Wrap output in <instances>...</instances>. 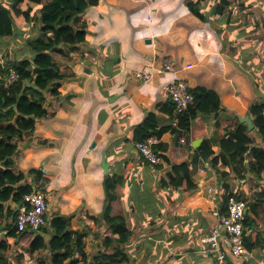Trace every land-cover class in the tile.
I'll return each instance as SVG.
<instances>
[{"label":"crops","instance_id":"crops-1","mask_svg":"<svg viewBox=\"0 0 264 264\" xmlns=\"http://www.w3.org/2000/svg\"><path fill=\"white\" fill-rule=\"evenodd\" d=\"M38 6L27 27L0 38L1 62L31 57L27 41L49 36L39 30ZM80 21L86 24L87 45L64 55L53 54L63 77L59 95L43 104L47 113L35 122L33 132L17 140L13 158L17 170L24 173L19 183L30 184V168L40 170L47 220L55 213L65 216L71 230L85 233L84 245L91 257L102 248L103 226L94 218L103 209V180L108 175L121 177L112 213L122 216L132 232L124 246L132 264H209L205 238L214 222L211 211L221 208L225 188L241 193L247 203L264 192L259 187L264 176L252 175L250 165L246 164L240 179L232 172V177H224L220 172L226 168L210 166L198 151L209 139L217 152L216 141L226 123H234L235 114L249 115L248 108L258 104V96L264 101L249 71L254 67L264 72L263 65L257 68L253 62L255 45L251 43L257 38L247 46L237 45L247 39L243 38L234 47L226 44L221 49L209 24L194 16L185 0H98ZM228 46L233 51L247 47L250 60L239 64ZM168 61L173 70L162 71ZM136 70L146 72L148 79L135 78ZM178 78L185 79L191 89L202 86L215 91L231 113L197 116L185 130L172 126L167 86ZM148 112L155 115L156 129H167L160 138L150 136L163 147L165 158L157 165L145 161L134 148V129ZM102 154L109 163L107 174L101 167ZM180 162L188 163L192 190L185 184L169 187L165 183L166 173ZM19 205L7 203L0 215V242L7 245L0 263L50 264L46 250L30 252L28 244L6 234ZM261 210L264 198L258 208L260 222L244 235L257 245L247 247L241 257L227 254L228 264H264Z\"/></svg>","mask_w":264,"mask_h":264},{"label":"trees","instance_id":"trees-1","mask_svg":"<svg viewBox=\"0 0 264 264\" xmlns=\"http://www.w3.org/2000/svg\"><path fill=\"white\" fill-rule=\"evenodd\" d=\"M97 2L98 0L0 1V38L12 36L16 31L27 27L32 20L35 5H39V30L45 34L49 33L45 39L38 37L27 41L31 57L0 61V215L4 213L7 203L21 204L24 194L33 188L41 187L39 185L41 173L37 168H30L27 171L31 176L30 184L19 183L24 173L17 170L13 158L18 151L17 140L33 132L35 122L47 113L43 104L50 101L53 96L59 95L58 88L63 77L54 62L53 54L64 55L69 50H79L80 47L87 45L86 24L80 21V17L88 7L96 5ZM205 2L206 0H185V5L194 16L209 24L220 40L221 49L226 44L234 47L236 42L249 37L247 28L236 30L240 23L238 18L240 13L231 6V1L216 0L210 2L207 7ZM261 17V14H258L260 30L264 32ZM258 50L259 47H254L252 54ZM248 56L246 60H250ZM10 70L15 71L18 77L12 82H7ZM254 88L258 90L256 84ZM190 92L193 100L179 116L180 130L187 129L191 119L197 116L209 114L217 116L220 111L231 113L226 111L215 91L197 86L190 88ZM172 110L173 106L169 112ZM248 114L253 123L251 130H248L247 125L240 122L235 114L234 123L227 122L228 127L216 141L217 152L212 149V142L209 139L198 148L200 157L208 161L210 166L226 168L220 172L224 177H232L231 172L234 177L240 176L246 164L250 165L252 175L258 178L264 176V103L251 104ZM156 125L154 113L148 112L134 129L135 142L150 136L160 138L167 129H156ZM153 149L165 158L163 147L157 144ZM246 157L249 160L244 163ZM187 164L186 162L173 164L164 179L169 187L185 184L188 190L194 189ZM120 178L108 175L103 180L105 191L103 209L101 214L94 218L103 226L102 248L91 257L85 249V233L71 230L66 217L59 213L53 214L47 220L46 227H42L44 232L41 230L20 232L14 224L6 234L15 237L20 244H28L30 252L46 250L50 256V264H132L129 255L124 251L132 232L127 228L122 216L112 213V204L118 198L116 187L121 181ZM229 196L243 198L241 193H232L226 187L220 206L222 213L226 210ZM263 198L264 192L259 194L256 200L247 203L249 216L244 221V235L246 229H251L253 224H257L259 203ZM108 232L110 235H107ZM244 242L245 247L249 249L257 245L251 243L245 236ZM6 246L0 242V258H4L1 252Z\"/></svg>","mask_w":264,"mask_h":264},{"label":"built area","instance_id":"built-area-1","mask_svg":"<svg viewBox=\"0 0 264 264\" xmlns=\"http://www.w3.org/2000/svg\"><path fill=\"white\" fill-rule=\"evenodd\" d=\"M174 65L171 61L164 63L162 71H172ZM15 71L10 70L7 82L17 79ZM134 77L146 81L148 74L142 70H136ZM168 98L173 106L174 118L172 126L179 128V116L182 115L193 97L190 92L189 83L182 78L170 82L167 86ZM185 142V138L181 139ZM157 144L155 137H148L145 140L134 143L135 151L147 162L157 165L163 162V157L158 155L153 147ZM204 172V169H200ZM209 192H212L209 189ZM247 202L244 199H237L229 196L225 212L220 208H213L211 211L214 222L205 238L211 253L209 264H228L227 254L241 257L246 253L244 242V221L247 212ZM15 225L17 231L31 230L37 232L46 225L47 201L43 187L33 188L22 197V203L16 210Z\"/></svg>","mask_w":264,"mask_h":264},{"label":"rangeland","instance_id":"rangeland-1","mask_svg":"<svg viewBox=\"0 0 264 264\" xmlns=\"http://www.w3.org/2000/svg\"><path fill=\"white\" fill-rule=\"evenodd\" d=\"M214 1L216 0H206L205 7H207L210 2L213 3ZM228 1H231V6L233 8H236L240 13L238 14L240 23L237 25L236 30H240L247 27V29L250 30L248 36L251 34L250 38L238 42L237 45H240L242 43V45L247 46L245 43L249 41L255 42L257 38L258 41L257 44L251 43V45H255L256 48L259 47V50L256 51L255 53V58L253 59V62L256 63L255 67L257 68L260 65L264 66V32L260 30V24H259L260 19H258V14H261L262 16L261 21L263 22V26H264V0H228ZM227 11L228 10H225V12ZM254 35L256 37L253 40L252 37H254ZM227 48L229 49V46ZM228 52L230 55H232L235 58L236 62H238L241 65H244L243 63L246 61L245 59L246 55L251 54V50L248 49L247 47L245 48L238 47L236 51L229 49ZM249 71L253 75L254 83L257 85L258 90L256 92H258V94H261L264 97V75H261L262 71L256 70L254 67H251ZM257 102L258 104L264 103L263 100L261 101V98L259 96ZM240 178H241V174L239 179ZM253 187L258 188V186L255 183ZM259 187L260 189L264 188V184L260 183ZM260 216L262 217L261 220L264 219V210H261ZM256 222L257 223L260 222V217L259 219L257 218ZM262 224L264 225V222Z\"/></svg>","mask_w":264,"mask_h":264},{"label":"water","instance_id":"water-1","mask_svg":"<svg viewBox=\"0 0 264 264\" xmlns=\"http://www.w3.org/2000/svg\"><path fill=\"white\" fill-rule=\"evenodd\" d=\"M238 120L242 123H245L247 125L248 130H251L253 127L252 120L250 119L249 115H244V116H237ZM101 167L103 169L104 174L108 173V167L109 163L105 161V156L102 154V161H101ZM249 216L248 211L246 212V217ZM75 252V251H74Z\"/></svg>","mask_w":264,"mask_h":264},{"label":"clouds","instance_id":"clouds-1","mask_svg":"<svg viewBox=\"0 0 264 264\" xmlns=\"http://www.w3.org/2000/svg\"><path fill=\"white\" fill-rule=\"evenodd\" d=\"M46 222H47V220H46ZM44 227V226H43Z\"/></svg>","mask_w":264,"mask_h":264}]
</instances>
